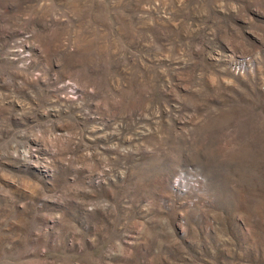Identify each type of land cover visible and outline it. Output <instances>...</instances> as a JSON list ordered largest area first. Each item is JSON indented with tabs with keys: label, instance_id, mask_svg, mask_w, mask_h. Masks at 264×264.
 <instances>
[{
	"label": "rangeland",
	"instance_id": "1",
	"mask_svg": "<svg viewBox=\"0 0 264 264\" xmlns=\"http://www.w3.org/2000/svg\"><path fill=\"white\" fill-rule=\"evenodd\" d=\"M0 264H264V0H0Z\"/></svg>",
	"mask_w": 264,
	"mask_h": 264
}]
</instances>
